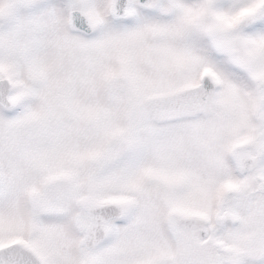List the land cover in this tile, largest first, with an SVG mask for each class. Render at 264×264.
<instances>
[{"label": "snow or ice", "instance_id": "obj_1", "mask_svg": "<svg viewBox=\"0 0 264 264\" xmlns=\"http://www.w3.org/2000/svg\"><path fill=\"white\" fill-rule=\"evenodd\" d=\"M0 264H264V0H0Z\"/></svg>", "mask_w": 264, "mask_h": 264}]
</instances>
